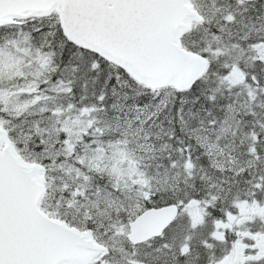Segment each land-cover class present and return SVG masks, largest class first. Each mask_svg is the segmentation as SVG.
<instances>
[{
	"label": "snow or ice",
	"instance_id": "1",
	"mask_svg": "<svg viewBox=\"0 0 264 264\" xmlns=\"http://www.w3.org/2000/svg\"><path fill=\"white\" fill-rule=\"evenodd\" d=\"M0 264H264V0H0Z\"/></svg>",
	"mask_w": 264,
	"mask_h": 264
}]
</instances>
